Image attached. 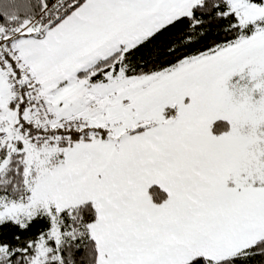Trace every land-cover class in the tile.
Here are the masks:
<instances>
[{
    "label": "snow or ice",
    "instance_id": "snow-or-ice-1",
    "mask_svg": "<svg viewBox=\"0 0 264 264\" xmlns=\"http://www.w3.org/2000/svg\"><path fill=\"white\" fill-rule=\"evenodd\" d=\"M0 264H264V0H0Z\"/></svg>",
    "mask_w": 264,
    "mask_h": 264
}]
</instances>
